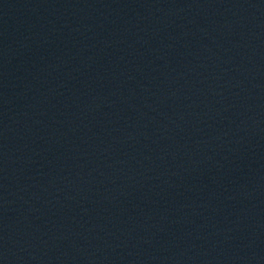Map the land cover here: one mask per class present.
Masks as SVG:
<instances>
[{
    "label": "water",
    "instance_id": "water-1",
    "mask_svg": "<svg viewBox=\"0 0 264 264\" xmlns=\"http://www.w3.org/2000/svg\"><path fill=\"white\" fill-rule=\"evenodd\" d=\"M0 264H264V0H0Z\"/></svg>",
    "mask_w": 264,
    "mask_h": 264
}]
</instances>
